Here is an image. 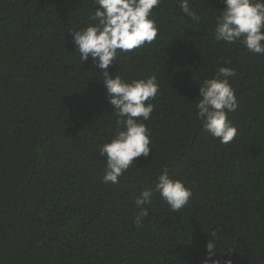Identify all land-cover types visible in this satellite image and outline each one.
<instances>
[{"label": "trees", "instance_id": "16d2710c", "mask_svg": "<svg viewBox=\"0 0 264 264\" xmlns=\"http://www.w3.org/2000/svg\"><path fill=\"white\" fill-rule=\"evenodd\" d=\"M153 9L151 44L121 54L109 74L155 76L150 154L105 183L99 148L116 131L102 70L82 62L72 30L94 0H0V264H264V55L216 41L223 0ZM230 67L237 136L213 138L197 118L199 83ZM191 188L173 212L154 192L137 227L134 201L163 170Z\"/></svg>", "mask_w": 264, "mask_h": 264}, {"label": "clouds", "instance_id": "9594fccd", "mask_svg": "<svg viewBox=\"0 0 264 264\" xmlns=\"http://www.w3.org/2000/svg\"><path fill=\"white\" fill-rule=\"evenodd\" d=\"M160 3L161 0H94L96 7L89 15L88 26L70 31L80 60L92 58L94 65L102 70L108 102L117 118L114 136L99 148L100 155L106 157L103 177L106 184L119 183V178L136 158L150 154V131L144 121L149 120L154 111V105L146 102L157 96L156 77L129 82L120 75L109 74L108 68L121 54L140 49L156 39L158 28L153 9ZM223 3L214 28L216 41L239 42L249 52L264 55V0H223ZM179 6L192 20L200 19L189 0H179ZM234 76L233 68L219 67L212 78L199 83L197 118L221 144H228L237 136V128L228 119V114L238 107L235 89L228 79ZM154 192L159 193L173 212L186 206L192 196L191 188L170 177L165 168L154 189H144L135 198L139 212L133 223L137 227L149 215L144 205L152 203ZM206 253L203 264H221L220 260L213 259L219 253L214 238L206 243ZM223 264H232V260L226 259Z\"/></svg>", "mask_w": 264, "mask_h": 264}]
</instances>
